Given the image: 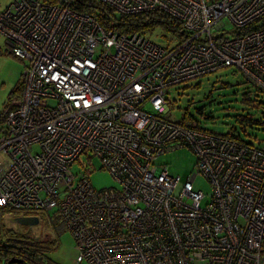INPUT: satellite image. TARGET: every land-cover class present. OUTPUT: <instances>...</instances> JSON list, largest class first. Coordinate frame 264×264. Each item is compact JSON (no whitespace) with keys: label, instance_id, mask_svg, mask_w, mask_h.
Here are the masks:
<instances>
[{"label":"built area","instance_id":"1","mask_svg":"<svg viewBox=\"0 0 264 264\" xmlns=\"http://www.w3.org/2000/svg\"><path fill=\"white\" fill-rule=\"evenodd\" d=\"M72 1L0 12V35L25 61L22 94L0 112V207L39 220L54 209L76 264H264V149L164 114L171 85L222 67L264 91V0H99L176 18L185 34L166 44L106 29ZM185 146L197 161L181 183L156 159ZM88 152L116 187L71 170Z\"/></svg>","mask_w":264,"mask_h":264},{"label":"rangeland","instance_id":"2","mask_svg":"<svg viewBox=\"0 0 264 264\" xmlns=\"http://www.w3.org/2000/svg\"><path fill=\"white\" fill-rule=\"evenodd\" d=\"M11 1L0 0V12ZM230 26L226 21V28ZM146 37L159 44L171 43L178 39L162 28L146 34ZM24 68L25 61L12 53L11 47L0 35V112L11 100L19 98V94H12V90L17 83L22 85ZM166 98L169 101L167 104L169 111L164 114L170 119L178 121L182 114L188 111L203 129L218 134H233L243 142L264 149V91L246 82L237 68L222 67L171 85ZM144 107L152 110L150 104H145ZM199 107L202 114L196 111ZM244 114L258 120L260 124L255 125L256 127L247 126L245 122L239 120L240 115ZM34 150H37V146ZM0 158L6 159L3 154H0ZM196 161V154L188 146L170 150L156 159L157 163L166 164L169 175L181 183L195 171ZM71 170L74 173L87 171L91 184L96 189L117 186L111 174L102 167L99 158L91 156L90 152L81 154L71 166ZM193 188L203 192V202L208 199L211 186L205 176L197 175L193 180ZM18 214L21 212L15 211V215ZM3 222L6 228L18 231L22 235L27 233L28 239L39 238L42 241L50 237V241L43 243L49 249L45 264H76L77 253L73 237L54 209L41 212L39 224L32 227L17 224L8 216L4 217ZM0 264L5 263L0 261Z\"/></svg>","mask_w":264,"mask_h":264},{"label":"trees","instance_id":"3","mask_svg":"<svg viewBox=\"0 0 264 264\" xmlns=\"http://www.w3.org/2000/svg\"><path fill=\"white\" fill-rule=\"evenodd\" d=\"M70 6L72 9L78 12L92 14L104 28L116 30L121 33L139 32L142 34H148L157 28H162L168 31L171 35H175L178 38L185 34V32L182 30L183 27L181 22L164 11L122 14L116 12L113 8L107 6L99 0H73L70 3ZM241 75L246 82H249L255 86L251 80L246 78L242 73ZM256 89L258 88L256 87ZM16 93L19 94V97L22 94V85H18V83L12 90V94ZM168 102L169 101L167 99V104ZM196 111L202 114V109L200 107L196 108ZM239 120L241 122H245V124L249 127H256L255 125L260 124L258 120L250 117L248 114L240 115ZM177 122L185 126L200 128L198 121L194 119L191 113L189 114L188 111H185ZM222 135L240 140L234 137L233 134ZM12 212L15 213L9 208L0 207V261H3L6 264L47 263L48 256L46 253L49 249L45 247L43 243L47 240L50 241V237L42 241L39 240V238L28 239L26 236L27 233H23L22 235L18 231L6 228L3 222L4 217L6 214H10ZM13 216H15V214H13L12 217ZM11 258L17 260L21 259L22 261L8 263Z\"/></svg>","mask_w":264,"mask_h":264},{"label":"water","instance_id":"4","mask_svg":"<svg viewBox=\"0 0 264 264\" xmlns=\"http://www.w3.org/2000/svg\"><path fill=\"white\" fill-rule=\"evenodd\" d=\"M13 222L23 225V226H28L32 227L34 225L39 224L40 220L37 216L35 215H18V216H13L11 219ZM21 259H10L8 263H15V262H21Z\"/></svg>","mask_w":264,"mask_h":264},{"label":"crops","instance_id":"5","mask_svg":"<svg viewBox=\"0 0 264 264\" xmlns=\"http://www.w3.org/2000/svg\"><path fill=\"white\" fill-rule=\"evenodd\" d=\"M7 216H8V218H10V220L13 218L11 214H6L5 217H7Z\"/></svg>","mask_w":264,"mask_h":264},{"label":"flooded vegetation","instance_id":"6","mask_svg":"<svg viewBox=\"0 0 264 264\" xmlns=\"http://www.w3.org/2000/svg\"><path fill=\"white\" fill-rule=\"evenodd\" d=\"M46 233V235H47V232H45Z\"/></svg>","mask_w":264,"mask_h":264}]
</instances>
